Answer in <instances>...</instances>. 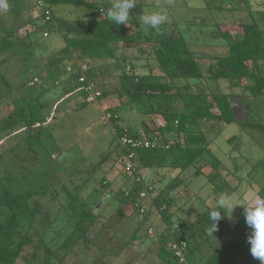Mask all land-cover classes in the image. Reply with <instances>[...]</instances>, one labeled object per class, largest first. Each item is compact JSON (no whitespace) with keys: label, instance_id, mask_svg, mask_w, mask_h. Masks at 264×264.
I'll list each match as a JSON object with an SVG mask.
<instances>
[{"label":"rangeland","instance_id":"rangeland-1","mask_svg":"<svg viewBox=\"0 0 264 264\" xmlns=\"http://www.w3.org/2000/svg\"><path fill=\"white\" fill-rule=\"evenodd\" d=\"M245 1L240 5L238 0H136L127 27L137 40V48L130 51L119 44L115 48L117 61H109L111 65L105 66L107 71H102L100 65L91 66V70L94 72L95 68L97 75L109 72L104 79L109 81L107 92L118 89L122 68L129 73L135 72L134 56L139 47L147 52L148 65L157 68V61L151 55L156 45L153 38L169 32L170 28L185 39L189 49L199 54L227 55V48L221 50L223 47L206 45L217 41L221 46L227 44L226 39L217 34L215 24L250 23L251 19L264 25V0ZM84 2L94 3L95 7L105 11L100 13L86 5H58L52 10L56 18L67 22H87L92 17L108 19L104 13L113 0ZM227 5L235 9L231 10ZM34 6L33 2H28L16 14L0 6V37L4 30L17 28L16 33L22 38L14 49L0 54V188L4 186L16 194L40 188L45 191L44 195H35L33 199L41 208L37 229L40 233L44 231L45 242L57 256L58 263L53 264H160L156 253L167 227L172 228L170 233L174 236L186 232L192 252L189 264L203 262L230 235L225 231L209 235V232L202 233L195 228L189 230V221L196 223L197 216L215 207L218 199L226 194L234 208L232 212L226 208L225 221L232 224L244 215V207L259 198L258 189L264 184V95L254 98L248 109H236L239 121L247 120L260 128L237 123L224 128L219 126L212 152L220 161L221 169L225 167L219 176L213 173L209 149L201 157L208 162L207 167H202L195 175L196 167L192 165L180 174L183 185L169 194L173 199L169 222L161 219L152 203V198L165 188L160 186L166 180L157 183L155 177L150 179L148 169L140 171L147 183L155 185L144 201L146 213L139 214L127 202L121 205L124 217L119 218L120 198L123 191L130 188L133 178L123 172L115 152H110L116 143L110 125L101 119L102 110L105 107L114 109L113 101L117 104L118 100L108 92L103 99L84 106L79 104L78 95L65 102L59 101L70 75L66 68L67 58L61 56L64 43L55 31L43 36L45 29L38 28L43 24ZM142 12H159L166 19L158 29H152L140 22ZM229 32L235 37L237 30L229 29ZM209 62L210 58L199 61L198 66L206 73ZM262 71L264 73V68ZM208 83L214 84L211 89L214 93L227 90L225 80ZM125 100L129 101L125 98L123 102ZM144 104L148 110L153 108L149 102ZM117 107L119 114L115 112L123 128L126 127L120 123V118L133 129L140 126L142 119L152 118L144 114L142 106L135 105V113L129 112L127 105ZM29 120L37 124L30 126ZM205 137L208 139L209 135L205 134ZM232 137H235L234 141L228 142L227 139ZM108 152L107 160L99 164ZM223 175L225 181L221 178ZM218 179L224 182L214 191ZM70 206L75 209L74 214ZM83 212L90 215L84 221L89 228L86 233L89 241L76 236V242L64 245ZM133 234L136 237L131 241ZM30 251L27 248L25 254ZM251 259L250 248H247L232 264H244ZM21 263L20 259L18 264Z\"/></svg>","mask_w":264,"mask_h":264},{"label":"trees","instance_id":"trees-1","mask_svg":"<svg viewBox=\"0 0 264 264\" xmlns=\"http://www.w3.org/2000/svg\"><path fill=\"white\" fill-rule=\"evenodd\" d=\"M32 1H34L35 10L38 2L42 1L51 11L49 21H45L44 16L39 15L43 25L38 28L45 29L46 34L50 31L57 32L64 43L63 50L68 54L67 58H72L77 64L86 63L92 66L93 62L116 60L115 48L119 44L124 49L137 48V40L135 36H132L133 33L127 25H112L113 22L104 17L98 19L92 17L87 22H67L56 18L52 10L53 6L58 5H86L89 9L100 13L105 11L102 7H95L94 3L86 4L84 0H5V3L8 5L7 11L16 14ZM238 1L240 5L243 2L246 3L245 0ZM227 7L231 10L235 9L231 5ZM215 28L217 34L226 39L228 53L224 56L210 58L211 62L207 67L206 76L203 75L196 62L199 55L189 49L185 39L173 28H170L169 32L160 33L157 41L154 40L156 45L151 50L152 58L157 61L159 80L152 76H135L122 68L119 78L120 87L117 90L118 97H125L130 103L144 107L142 111L145 115H158L163 123V126L155 127L150 120L142 122L145 133L143 135L151 140H158V145L152 149L137 150L143 169L153 171L169 168L183 173L194 165L196 159L207 151L210 143L204 133L197 132V127L201 123L208 122L214 126H229L237 123L241 126L261 127L247 120L239 121L236 109L237 111L248 109L250 100L264 95V73L262 71L264 68V25L257 24L250 19V23L215 24ZM223 28L226 30L222 31ZM229 29L237 30V39H232L233 35L230 34ZM16 32L17 28L3 31L0 37V54L14 49L17 42L22 41ZM137 51L145 53L141 47ZM89 78L95 83L93 73H90ZM160 79L164 81L161 82ZM220 80L227 82L231 90L229 93L209 91L207 82ZM69 81L71 87L68 91H76L75 77L70 76ZM99 90L101 91L100 99L108 95L107 91ZM147 102L151 103L152 109L146 108L144 103L147 104ZM84 105L86 104L82 103V106ZM178 105L181 109H178ZM29 122L30 126L37 124L32 120ZM111 125L115 133H119L122 129L119 119ZM189 127L194 131L190 132ZM130 134L140 135L134 132ZM231 139L229 142H233L234 139ZM110 152H115L117 160L124 165L126 152L122 148L116 144ZM110 152L101 157L99 164L107 160ZM216 164L212 165V169L217 177L219 174L214 171ZM198 173L197 168L195 175ZM223 182L222 179L216 180L214 191H217ZM181 184H183L182 180L175 177L165 186V190H160L152 198L155 210L166 223L169 222V210L172 207L169 194L178 189ZM140 190L141 186L132 182L130 188L123 191L117 208L119 218L124 217L121 205L129 202V205L133 206ZM44 194L45 191L41 188L24 194L12 193L4 186L0 188V264H18L20 259L21 264H53L55 261L58 263L57 256L44 240V231L40 233L37 229V218L41 214V208L33 197ZM258 194L259 198H264V184L259 188ZM69 209L72 214L75 213L73 207L70 206ZM213 210L221 211L222 209H219L217 205L207 209L197 216L198 225L189 221L188 229L195 228L202 233L209 232V235L225 231L230 236L203 262L195 264H232L243 250L250 248L247 238L251 234V229L245 223L244 215L233 224H228L225 221L226 215L221 212L222 219L218 222V229L212 233L210 212ZM223 211L226 212V209ZM89 216L83 212L81 218L76 221L73 231L64 240V245L68 246L69 242H76V236L85 239L86 242L89 241L86 235L89 228L84 225V221L89 219ZM171 229L167 227L162 234V243L156 253L161 261L160 264H178L177 259L172 256L167 247L171 239L184 240L187 243L186 260L189 264L192 252L189 250L186 232L182 231L174 236L170 233ZM135 237L136 235L133 234L130 240H134ZM27 248L31 251L25 254ZM244 264L256 263L254 259H251Z\"/></svg>","mask_w":264,"mask_h":264},{"label":"built area","instance_id":"built-area-1","mask_svg":"<svg viewBox=\"0 0 264 264\" xmlns=\"http://www.w3.org/2000/svg\"><path fill=\"white\" fill-rule=\"evenodd\" d=\"M37 5L39 15H43L44 20L49 21L51 17V11L49 7L42 1H39ZM46 35V33L43 34V36ZM67 71L71 76L75 77V82L77 84L76 91L80 94L81 102L83 104L100 100L101 91L89 78L91 73V65L86 63L77 64L74 62L67 68ZM101 119L110 125L116 144L126 152L123 172L133 178L132 182H135L138 186H141V190L138 194L136 202L133 203V208L138 211L139 214L144 215L146 213V204L144 201L150 196V193L154 191L155 185L152 183H147L141 177L140 171L143 168L140 165L137 150L152 149L158 145V140H151L143 134L138 136L131 135L130 131L123 127L119 133H115V130L111 124L118 121L119 116L115 110L110 107H105L102 110ZM149 232L152 233L151 228L149 229ZM167 247L172 256L177 259L178 264H188L186 260L187 243L184 240L171 239L168 241Z\"/></svg>","mask_w":264,"mask_h":264},{"label":"crops","instance_id":"crops-1","mask_svg":"<svg viewBox=\"0 0 264 264\" xmlns=\"http://www.w3.org/2000/svg\"><path fill=\"white\" fill-rule=\"evenodd\" d=\"M136 1V0H135ZM33 3H34V1H32ZM160 33L155 37V38H153V40H155V41H157V39L160 37ZM143 38H145V35H144V37ZM238 38V36H232V39H237ZM144 40V39H143ZM147 40V38H145V40L144 41H146ZM187 43V42H186ZM188 44V43H187ZM207 45V47H223V48H221V50H223L224 48H227V46H228V44H225V45H222L221 46V44H219V42L217 41L216 43H214V42H212V43H207L206 44ZM64 46V45H63ZM117 47H118V45H117ZM189 47V46H188ZM228 49V48H227ZM126 50H133V49H126ZM191 50V49H190ZM191 51H193V52H195L196 54H198L199 55V57L198 58H196V62H197V64L199 63V61H204V60H208V58H213V57H217V56H215V55H212V56H210L209 54H199V53H197V51H195V50H191ZM145 53H147V52H145ZM145 53H143L144 55L143 56H140V55H142L141 54V52H138V54L137 55H135L134 56V60H135V62L137 63L136 65H135V67H136V69H134V71L135 72H132V73H134V75L135 76H139V77H142V76H152V77H154V78H156L157 80H159V72H158V69L153 65V64H151V66H149L148 65V63H147V61H146V54ZM140 54V55H139ZM67 55L68 54H66V52L65 51H63L62 53H61V56L63 57V58H67ZM115 56H116V58H117V54H116V51H115ZM207 58V59H206ZM66 64H68V65H66V68L67 67H69V66H71L73 63H74V60L72 59V58H67L66 60ZM69 61V62H68ZM109 61H113V62H116L117 60H105V61H99V62H93V63H91L92 64V67L94 66V65H100L99 66V68H101L102 69V71H107V68H105V66L106 65H111V63L109 62ZM110 63V64H109ZM209 64H210V62H209ZM199 65V64H198ZM208 65V64H207ZM134 67V68H135ZM208 67V66H207ZM94 69V72L91 70V73H93V76H94V78H95V83L97 84L96 86H98L100 89H102V90H104V91H107L106 90V88L108 87L107 86V83L109 82V81H105L104 79H107L106 78V76L105 75H107V73H109V72H105V73H103V72H101V73H99V75H97V74H95V68H93ZM201 69V71H202V73H203V75L204 76H206V73L204 72V70L202 69V68H200ZM207 71V70H206ZM128 72V71H127ZM103 73V74H102ZM129 73V72H128ZM69 78H70V75H68L67 76V83H66V85H67V88L65 89V90H63V91H65L64 92V94H63V96L61 97V98H59V101H61V102H65V100H67V99H69L70 97H73V96H75V95H78L79 96V98H80V100H79V104L82 106V102H81V97H80V95L76 92V91H72V92H70V91H68V89L71 87V82L69 81ZM119 78H120V76H119ZM119 80V84H120V79H118ZM160 81L161 82H163L164 80H162V79H160ZM118 84V83H117ZM245 84H247V82H245ZM207 85H208V89H209V91L211 92V93H214L213 91H211V89L212 88H214V84H210V83H208L207 82ZM101 86H102V88H101ZM118 86V88L120 87V85H117ZM226 92L225 93H229L231 90L228 88V84H226ZM117 90L118 89H116V90H111V89H109V91L108 92H110L111 94H113V96H115L116 97V99L119 101V103H118V101H117V104L113 101V104H114V106H113V110H115V111H117L118 112V114H119V110H118V105L119 104H121V105H127L130 109H131V111H130V109H128L129 110V112H131V113H135V105L133 106V107H131V106H129V104H131L130 102H126V100L123 102V100L125 99V97H119L118 98V95H117ZM244 99H247V98H244ZM249 100V99H248ZM251 101L252 100H250V103H251ZM108 104H104L103 106H107ZM178 109H181V107H180V105H178ZM134 115V114H133ZM148 116V115H147ZM152 116V118H149L148 117V119L147 120H150V121H152L153 122V124L155 125V127H159V126H163V123H162V120H161V118L158 116V115H156V114H152L151 115ZM154 116H157L156 117V119L154 118ZM143 121H145L144 119H142L141 120V122L139 123V127H137V128H132L131 126H129V125H127V124H125V123H123V121L121 120V118H120V123L122 124V125H124L128 130H129V128L130 129H132V131L134 132V133H138V134H145L144 133V131H143V127H142V122ZM200 126H198L197 127V132H202V133H204V134H208L209 135V138L207 139L210 143H209V146H208V149H209V153H210V164L211 165H214L215 166V163H217L216 164V168H215V170L214 171H217L218 172V174L220 175L221 174V172H223L224 170H225V167H223V169H221V163H220V161H218L215 157H214V155L212 154V152H213V149H215V137H216V132H217V130L219 129V126L220 125H216V126H214V125H212L211 123H208V122H204V123H201V124H199ZM221 128L223 127H225V126H220ZM188 130L190 131V132H193L194 130H192L190 127L188 128ZM130 131V130H129ZM131 132V131H130ZM229 139H231V138H228L227 140H228V142H229ZM234 138L232 137V139L231 140H233ZM234 141V140H233ZM206 152V151H205ZM205 153H203V155H204ZM203 155L201 156V157H203ZM201 157H199L198 159H196V161L194 162V165H195V167H196V169L198 168L199 169V173H200V169L203 167H207L208 166V162L205 160V159H201ZM235 165V164H234ZM233 165V166H234ZM239 167V166H238ZM234 169L236 170V166H234ZM150 174H151V176H150V179H152V178H154L155 177V182H159V181H162V180H166V183L163 185V186H160V187H165V186H167V184L169 183L167 180H170V179H174L175 177H178L179 179H180V174H182V173H180L179 172V170H173V169H169V168H163V169H156V170H153V171H148ZM224 174H226L227 175V173L225 172ZM221 178H223L224 179V181L226 180V177H225V175H223V177H221ZM183 184H181L180 186H182ZM179 186V187H180ZM179 187H178V189H179ZM258 191H259V189H258ZM179 192V191H178ZM171 200H173L172 199V196H171ZM173 203V202H172ZM171 213V212H170ZM233 224V223H232ZM254 259V258H253ZM254 262L256 263V264H258V259H254Z\"/></svg>","mask_w":264,"mask_h":264},{"label":"clouds","instance_id":"clouds-1","mask_svg":"<svg viewBox=\"0 0 264 264\" xmlns=\"http://www.w3.org/2000/svg\"><path fill=\"white\" fill-rule=\"evenodd\" d=\"M0 6L8 7L5 0H0ZM136 6L135 0H113L111 6L106 10L107 18L112 21V25H129L131 10ZM166 16L159 12H151L139 15V20L142 25L158 29L165 21ZM217 206L221 211L213 210L210 212L211 229L213 233L218 229V222L222 219L221 212L225 215L223 209L233 210V206L229 197L224 194L217 202ZM245 223L251 229V234L247 238L250 244V253L254 259H258L260 264H264V198L255 199L248 207H244Z\"/></svg>","mask_w":264,"mask_h":264}]
</instances>
